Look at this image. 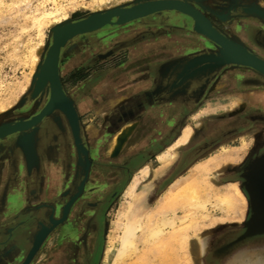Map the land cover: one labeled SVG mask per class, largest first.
<instances>
[{"label": "rangeland", "instance_id": "1", "mask_svg": "<svg viewBox=\"0 0 264 264\" xmlns=\"http://www.w3.org/2000/svg\"><path fill=\"white\" fill-rule=\"evenodd\" d=\"M138 1L142 0H0V128L28 120L32 116L28 119H24V116L33 113L34 116L40 112L38 98L44 93L49 94V85L45 83L36 88L34 80L39 65L46 57L54 28L72 22L74 16L86 17L118 6H131ZM182 1L197 10L217 31L219 29L211 19L223 23L224 25H220L222 28L226 25L228 27V18L232 16L251 17L257 25L264 26V0ZM170 13L184 15L187 18L184 26L208 39L190 28L193 24L190 16L168 11L155 13L123 25L83 33L68 42L90 36L93 55L105 50H108L106 54L110 55L112 54L110 49L121 42L124 41L126 45L137 40L138 37L133 38L130 32L138 21L149 20L158 15L168 16ZM63 16L68 21L62 19ZM228 39L257 55L242 43ZM128 50L121 49L112 55L114 60L110 58L108 67L114 68L117 59L123 58L124 51L128 52ZM218 51L219 46L216 53ZM220 70L222 74L228 71L244 73V69L224 65L210 74ZM216 101L217 105L231 110L240 106L241 98L224 94L216 98ZM206 102L213 103L212 99H207ZM223 114L222 112L212 116L219 117ZM193 124H197L196 115L191 116L184 125L185 130H189L187 140L193 133L194 127L193 129L191 127ZM128 126L123 128L125 131L122 133L120 147L128 134ZM30 128L9 134L0 140L20 135ZM133 131L131 130L123 147L115 156L108 155L106 149L108 161L101 162L103 167L100 161L93 166L90 181L88 174L91 160H89L88 148L82 141L87 149L89 161L88 163L85 161V155H82L79 161L72 137L73 158L68 163L65 176L61 172L64 163H51L46 166L49 173H44V177L39 179V186L44 194L42 193L37 201L31 202L28 208L24 207L21 211H12L8 208V204L6 207L0 206V264H206L204 258L207 253H202L204 244L213 236L212 232L208 234L209 228L228 220L240 221L243 216L245 198L237 184L228 182L223 186L216 185L213 169L217 164L238 160L246 147L244 139L240 147L230 148L228 145H222L216 151L217 158H209L200 164L194 163L187 170L173 175L170 165L177 146L169 147L161 154L162 158L159 155L158 160L161 163L158 168L155 162L149 161L146 164L147 167L132 189L127 190L129 183L123 190L121 185L119 190L122 192L119 196L115 195L112 201L105 198L104 202L96 203L102 193H111L122 179L125 182L134 167L141 163H126L124 176L116 168L119 162L114 159H117L120 152H124ZM84 132L88 139L92 135L96 138L91 128L85 129ZM23 146L27 153L33 154L31 139H26ZM90 147L93 149L96 144ZM166 166L168 169L165 172ZM18 174L14 182L25 188L26 183L23 181L25 179H21ZM131 176L132 179L133 175ZM31 180L35 185L36 179ZM14 187L12 186L10 190ZM189 188L196 190L198 201L203 203L201 206L197 207L194 200L184 196L186 190L183 189ZM224 200H230L231 205L221 204ZM8 201L13 209L18 208L22 201L21 194L9 193ZM37 202L38 204L31 206ZM66 205L68 209L65 212ZM128 216L140 218L141 225L134 237L133 247L118 257L116 249ZM19 221L21 223L17 224ZM68 221L72 227H76L75 234L66 230ZM99 221L102 223L100 224ZM161 222L166 223L161 234L156 236L157 238L154 236L152 238L150 231L160 226ZM38 238L39 243L35 251L30 258H27ZM18 249L20 251L15 253ZM238 260H242L241 264H244V261L253 264L248 262L243 254ZM261 263L264 264L262 258H257L254 262V264Z\"/></svg>", "mask_w": 264, "mask_h": 264}, {"label": "flooded vegetation", "instance_id": "2", "mask_svg": "<svg viewBox=\"0 0 264 264\" xmlns=\"http://www.w3.org/2000/svg\"><path fill=\"white\" fill-rule=\"evenodd\" d=\"M83 16L84 15L74 16L72 20L81 19ZM214 18L215 16L213 19ZM228 19L229 25L228 27H226V25L225 28L220 26L223 23H220L218 20L216 21V19H214L215 21H213L211 19V21L226 38L228 37L236 42L242 43L255 52L257 54L256 56L264 59V26L257 25L251 20V17L232 16ZM146 20L138 21L131 29L132 31L130 33L133 34V38L138 37L137 40L129 42L126 45L124 41L121 42L119 45L113 47L118 48L110 49L112 53L110 55L106 54L108 50L97 52L93 55L92 39L90 36L80 37L79 39L68 42L64 48L61 49L58 60V82L61 91L68 98L77 114V121L84 144L89 151L91 160V168L88 174L89 181L92 176L91 172L93 171V166H96L95 164L99 161L100 164L103 161H108L109 156L107 154H105L106 156H102V149L103 152L106 153L107 146H110L112 138L116 137L123 128L129 125L127 127L129 129L127 131L128 134L121 147L115 152L111 151L112 148L109 150V155L115 156L123 147L131 130L133 131L138 124L134 114L140 111L142 103L145 102L146 105L149 104L148 87L141 89V93L145 96L142 97L141 100L134 98L131 94L121 99H113L115 95H123L124 92L129 94L132 92L131 83L123 86L122 79L126 74L124 75L121 73V75H118L116 73L119 67L126 62L132 63L139 60L141 61V74H145L143 78H146V74L152 75L155 72V68H148L151 67L149 65L150 62H146L145 60L150 55V51L154 52L153 54L162 55L154 59L156 63H159V71H157V74L168 72L170 67L169 65L167 67V64L172 63L180 57H182L184 61L200 54H213L217 52L218 46L213 41L205 39L184 26L187 20L184 15L170 13L168 16L158 15ZM174 23H177V25ZM140 36H142V38H139ZM145 42L162 44H160V46L158 45L156 49H149L144 46L147 45L144 44ZM138 43L140 44V48L134 51L132 48ZM125 48L126 50L129 49L128 52L124 51L123 58H118V62L115 63L114 68L110 69L108 67L109 60L110 58L114 60L112 55ZM130 48L132 50H130ZM133 52H136V54L133 55ZM133 56L135 58H133ZM177 67L178 66L174 69L175 72ZM234 67L244 69L245 71L243 70L244 73H242V71L237 73H230V71H228L222 74L220 70L217 73L210 74L202 78L197 84L195 82L194 86L188 89V97L183 95L181 103L179 102V97H174L168 102L173 108H181L189 112L183 120L184 125L188 123L191 116L197 114L198 109L202 108V106L207 103L206 100L211 98L209 94H211L213 90L221 89L223 90V94L237 96L238 93L247 89H264V76L249 67ZM109 78H113L111 85L108 83ZM118 79L121 81H118ZM153 84L155 86L157 83ZM110 86L111 88H109ZM93 95H95V98H92ZM50 96V89L48 95L44 93L39 96V107H41V110L49 101ZM60 102L62 103V101ZM247 104V102L241 99L240 106L231 109L234 113H226V115L219 116L215 120L206 115V118H210L206 119V124L208 126L206 134L201 137L199 144L192 142L184 149V153L180 159H177L171 167L172 175L176 172L187 170L204 152L218 150L222 145H225L226 142V144H232V147L238 148L242 145V139L247 137V143L249 141L250 143L246 145V141L244 140L246 147L239 159L237 161L226 162L217 173L222 182H236L245 192L244 179L249 175L250 169L256 170L261 167L264 168V165L258 166V162L264 160V113L254 108L247 109ZM55 106L36 126L31 127L20 135L0 140V158L3 159L0 165V175L2 177L6 173H9V176L3 177V179L0 180L1 207H6L9 203L8 195L10 193V178L12 173H19V176H24L22 177L23 179H30L31 181V179L40 176V174L49 173L46 169L48 165L59 162L62 164L64 163L61 172L63 176L66 175L68 163L73 158V142L68 117L59 106ZM98 110L99 113H103V115L97 114ZM33 114L27 115L28 117L24 116V119L30 118ZM131 122L133 124L130 125ZM97 124L99 125V130L94 132L96 138L94 141H91V138H94L93 135L88 139L84 130L91 128L90 126L92 125L97 126ZM196 125L193 124L192 126L196 128ZM184 129L183 126L182 135ZM181 134L176 141L182 137ZM193 134H195V131ZM28 138L31 139V143L34 147L33 154L27 153L23 146L24 141ZM229 138H231V140L228 141ZM129 139L131 140V137ZM130 140L127 142L124 152H120L117 155V159H114L119 162L116 168L120 170L122 176L126 174V163L141 162L134 167L131 174L134 175L143 165H146L150 161V156L146 153L135 156L127 155L126 159L123 158L124 156L122 154L126 153L131 148V143L128 145ZM175 142L169 147H176L182 144L179 143L175 145ZM238 143H240V145H237ZM93 144H96V147L92 149L90 146ZM164 151L165 149L161 150L158 155H161V153L163 154ZM19 159L25 160L27 164H25L24 167L21 166L18 162ZM8 161H10V163ZM103 166L104 165L101 164V167ZM131 175L125 182H123L124 179L118 182L111 193H102L96 203L104 202L105 198L112 201L115 195L119 196L125 185L129 183L132 177ZM121 185L122 190H119ZM42 193L44 194V191H41L39 186V197ZM252 196L255 197V194H252ZM36 204H38V202L31 206ZM29 205L30 204L25 207L28 208ZM249 216L250 212L240 221H231L229 223L237 225L234 226L233 229L242 232L245 230V224L248 222ZM99 222L100 224L102 223V221ZM20 223L21 221L17 222V224ZM66 226V230L73 234L77 231L76 227H72L69 221L66 223ZM215 228L216 231L212 233L213 236L210 239L211 244L215 247L210 253H215V255L206 254L204 258L206 264H220V258L223 257L222 253H228L230 249L236 247L235 244L229 246L230 240L228 236H224V233H226L228 229L223 227L220 228L218 225L215 226ZM251 230L253 229L249 228L248 232ZM261 236L264 237V234ZM245 243H249L246 238L238 245H244ZM18 251H20V249L16 250L15 253H18Z\"/></svg>", "mask_w": 264, "mask_h": 264}, {"label": "crops", "instance_id": "3", "mask_svg": "<svg viewBox=\"0 0 264 264\" xmlns=\"http://www.w3.org/2000/svg\"><path fill=\"white\" fill-rule=\"evenodd\" d=\"M145 47L152 49L157 48V46L162 43H147L145 42ZM140 48V44H135L132 49ZM161 48V47H160ZM150 51V50H149ZM150 55L148 58H146V62H150V68H155V72L152 75L146 74V78H143V75L141 74V61L137 60L132 63L126 62L122 66L119 67L118 71L116 72L118 75H121L123 73L125 77H123V86L126 84L131 83L132 84V92L127 94L126 92L123 93V95H115L113 99H121L126 96H130V94L134 98H138L141 100L142 97H145L141 93L142 88L148 87V97H149V104L142 103V108L140 111L136 114H134V117L137 119L136 122L138 124L135 126L134 131L131 135V140L128 145L131 143V148L122 155L123 158L126 159V156H135L139 155L141 153H146L150 156V161L155 162L157 164L156 168L159 167L160 161L158 160V153L161 150L168 149L170 145H172L180 136L182 133V129L184 126V118L189 114L188 111H185L181 108H173L172 105L168 104V102L173 99L174 97H179V102H182L183 95L188 97V89L192 88L194 86V83L200 82L202 78L207 77L209 75L201 74L202 66H198L196 62V58L201 57L205 54H200L195 57H190L183 61V58L180 57L177 60L173 61L172 63H168L167 67L169 65L170 69L166 73L157 74V71H159L158 64L154 61L155 58L161 57L160 54H153L154 52H149ZM136 52H133V55H135ZM133 58H135L133 56ZM195 60V61H194ZM191 61H194V65L192 68L194 71L192 73L187 74H181L179 71H182V68L184 67L186 63H190ZM153 65H152V64ZM180 64V65H179ZM177 67L176 72L174 69ZM230 66H242V65H230ZM204 67V66H203ZM247 67V66H244ZM161 70V68H160ZM116 74V75H117ZM122 74V75H123ZM189 75L190 77H188ZM193 75V76H192ZM113 78H109L108 83L111 85ZM118 81H121L118 79ZM153 83H157L155 86ZM154 86V87H153ZM111 88V86L109 87ZM151 88V89H150ZM154 88V89H153ZM223 94V90H213L211 94H209L210 99H212L213 103L207 102L202 106V108L197 110L196 118H197V125L196 128L194 126H191L192 129L194 127L195 134H191L189 139L180 144L175 148V157L172 159V165L173 163L184 153V149L191 144L192 142H196L199 144L201 141V137H203L207 130L208 126L206 124V119L212 118L215 120L217 117L212 116L217 113H224L223 115L232 114L234 113L233 110L230 111V109H226L225 107H222L221 105H217L216 98L220 97ZM238 97H240L243 101L247 102L246 105L247 109L254 108L262 113H264V89H247L237 94ZM92 98H95V95L92 96ZM112 100V101H115ZM144 104V105H143ZM181 105V104H180ZM224 108V109H223ZM236 112V111H235ZM76 113V112H75ZM97 114L99 113V110L97 111ZM206 115L210 118H206ZM77 116V114H76ZM212 120V121H213ZM40 123V122H39ZM38 123V124H39ZM92 130L97 131L99 130V125L97 126L92 125L90 126ZM193 131V132H194ZM80 137L83 140L81 130L79 127ZM70 133L73 137L71 126H70ZM246 141V145H249L250 141L247 143L248 138H243ZM95 138H91V141H94ZM231 140V138L228 139V141ZM241 140V138H240ZM227 143V142H226ZM230 148L232 147V144H226ZM237 145H240L238 143ZM217 150H214L212 152H204L200 158L196 160V164H200L202 162H205L209 160V158L218 156ZM99 153V152H98ZM102 156H106L105 152H103L102 149ZM107 153L109 155V146H107ZM164 153V152H163ZM97 154V152H96ZM162 154V153H161ZM98 155V154H97ZM121 155V156H122ZM96 156V155H95ZM122 158V159H123ZM1 159V158H0ZM121 159V160H122ZM20 160V161H19ZM18 162L21 164V166L24 167L26 163L25 160L19 159ZM90 160V159H89ZM3 159L0 161V165ZM237 161V160H236ZM10 163V161H8ZM258 166L264 165V160H260L258 162ZM170 165V167H172ZM225 163L217 164L213 171H214V181L216 182V185L223 186L225 183L220 180V176L217 175V173L221 170V167H223ZM168 167L166 166L164 168L165 172L167 171ZM5 170V169H4ZM1 174V173H0ZM51 175V174H50ZM9 176V173L5 174L1 177L0 180L3 179V177ZM16 173L11 174L10 178V186H15L12 190H9L10 193L19 192L21 194V204L18 208H14L8 205V208H10L12 211H21L24 209L25 206L28 204H31V202H35L38 200L39 197V179L44 177V174H40V176L34 177L36 179V184L33 185L34 181H29L28 179L24 178L23 180L26 183L25 188L22 185H17L16 182H14V179L16 177ZM18 177V176H17ZM21 179H23L22 175L19 176ZM26 177V175H25ZM30 182V183H29ZM14 183V184H13ZM236 183V182H235ZM237 184V183H236ZM244 185H245V192L242 190L241 186L237 184V187L240 189L242 194L245 198V208L243 212V217L247 215L248 212H250L249 220L245 224V230L242 232L236 231V229H233L235 225L234 223H229L231 220H228L227 222H224L223 224H219L218 226L221 228L228 229L226 233H224V236H228V239L230 240V245L232 246L235 244L236 247L233 249H230L228 253H222L223 257L220 258V264H241L242 260H238V257L243 254L244 257L247 259L248 262L253 263L256 262L257 258L264 259V237L261 235L264 234V168L259 169H250L249 175L245 177L244 179ZM10 187V188H11ZM33 188V189H32ZM33 192H31V191ZM252 194H255V197L252 196ZM27 208V207H26ZM255 228H254V227ZM262 226V227H259ZM259 227V228H257ZM215 227L209 228V233H215ZM251 228L250 232H248V229ZM249 243H245L244 245H238L240 242H242L244 239ZM250 238V239H249ZM209 242H206L204 244V251L202 254H211L215 255V253H210L215 247L211 244L210 240ZM214 242V241H213ZM239 255V256H238ZM256 258V259H254ZM244 264L246 261H244ZM263 264V263H261Z\"/></svg>", "mask_w": 264, "mask_h": 264}, {"label": "water", "instance_id": "4", "mask_svg": "<svg viewBox=\"0 0 264 264\" xmlns=\"http://www.w3.org/2000/svg\"><path fill=\"white\" fill-rule=\"evenodd\" d=\"M137 11H140V12L135 13ZM168 11L180 12V13L190 16L193 19V24L190 25V28L193 31H196L204 35L205 37H207L208 39H210L211 41H213L219 46L218 53H214V55H216L217 57V61L216 62L207 61L204 64L202 71L200 72L201 74L209 75L212 71H215L224 65H242V66L250 67L264 76V70H262L261 68H257L252 62L254 58H258L256 55L248 52L241 46L227 39L223 34H221L219 31H217L215 28L209 25L202 18V16L197 10L189 6L184 1L182 0H142V1H138L132 4L131 6L114 7V8L105 10V11L92 13L76 21H72V24L69 25L72 28L71 30H69L68 34L65 36L63 40H61L60 34L62 33L64 29H66L63 27L64 24L54 28L53 33H52V40L49 45L46 58L44 59V62H42L39 65L38 71L36 73V79L34 80L36 88L40 87L41 85L45 83H48V79H47L48 76H45L44 77L45 80H42L41 72L45 71L47 61L51 57L52 52L54 51V58H56V61H55V67H56L57 62L59 60L61 49L73 37L78 36L83 33L93 32V31L99 30L104 27L123 25L133 20L141 19V18H144L146 16H149L155 13L168 12ZM259 60L261 59L259 58ZM187 76L190 77L189 75ZM50 80H51V83L53 84L52 78H50ZM56 83L58 84L57 79H56ZM61 96L63 97V99H60V97H56V96L54 98L53 91H52L50 100L47 105H49V103L52 101V105L57 103L55 107L59 106L61 109L64 110L66 116L68 117L69 124L71 126L74 143L77 149L78 160L80 161L82 159L81 156L85 155V161L88 163L89 160L87 157V149L82 143V139L80 137L79 125H78L76 113L72 107V104L70 103L68 98L63 94V92H61ZM59 101H62V103L59 104L60 103ZM46 107H44V109H42L38 115L32 116L28 120H22L14 124H8V125H4L3 127H1L0 128V138H4L5 136L12 134L14 132L22 131L24 129L37 125L39 123V121L37 122V120L47 113V112H44L46 110ZM67 209H68V205H66V207L64 208V211L66 212ZM54 222H56V220ZM38 243H39V238L36 239L33 248L31 249L30 253H28L27 258H30V256L33 254Z\"/></svg>", "mask_w": 264, "mask_h": 264}, {"label": "bare ground", "instance_id": "5", "mask_svg": "<svg viewBox=\"0 0 264 264\" xmlns=\"http://www.w3.org/2000/svg\"><path fill=\"white\" fill-rule=\"evenodd\" d=\"M140 11H137L135 13H138ZM49 13V12H48ZM51 15V14H50ZM47 18V17H46ZM66 17H62V19H65ZM66 20V19H65ZM68 21V20H66ZM59 22V20H58ZM72 22L70 23H67L66 25H64L63 27L66 28L62 31V33L60 34V37H61V40H63L65 38V36L68 34L69 30H71L72 27H70L69 25H71ZM40 26V25H39ZM69 26V27H68ZM78 26V25H77ZM205 54V53H204ZM47 55V54H46ZM258 57V56H257ZM46 58V57H45ZM260 57L258 58H254L252 60V62L254 63V65L257 67V68H261L262 70H264V59L260 58L261 60H259ZM55 61H56V58H54V51L52 52L51 54V57L48 59L47 61V64H46V67H45V71H42L41 72V78L42 80H45V76H48V85H49V89L52 93L53 91V97L55 98L56 97H60V99H63V97L61 96V89L60 86H59V82L58 84L56 83V79L58 80V62H57V66L55 67ZM195 61V60H194ZM194 61H191V64L190 63H186L185 65H183L184 67L182 68V71L180 70L179 73L181 74H187V73H192L194 71V69L192 68V66L194 65ZM216 62L217 61V57L216 55L213 54H205L201 57H198L196 58V62L198 64V66H204V64L206 62ZM204 62V63H203ZM57 76V78H56ZM50 78H52V82L53 84L51 83V80ZM58 85V86H57ZM50 100V99H49ZM49 102V101H48ZM47 102V104H48ZM60 102V101H59ZM66 103V102H65ZM46 104V105H47ZM61 104V102H60ZM46 105L44 107H46ZM52 101L49 103V105H47L46 107V110L44 112H47L46 114H44L40 119L37 120L38 121H41V119L47 115L53 108L54 106L56 105L53 104L52 107ZM61 106V105H60ZM62 107V106H61ZM44 109V108H43ZM40 113V112H39ZM38 113V114H39ZM36 114V115H38ZM34 115V116H36ZM38 118V117H37ZM36 122V121H35ZM123 131H125V129H122V131H120L118 133V135L114 138H112V141L110 143V146H109V150L112 148V152H115L116 150H118V148H120V140H122V133ZM188 134H189V130L188 129H184L183 130V136L175 142V145H178L179 143H184L186 140H187V137H188ZM182 135V134H181ZM111 153V152H110ZM163 155L160 156V158H162ZM147 165H144L143 167H141L134 175H133V178L130 180L128 186H127V190L128 189H132L136 182H137V179L141 176L144 168H146ZM182 190V189H181ZM186 190V191H184ZM183 191L185 192L184 196L185 197H190L191 200H194L196 202V206L198 207L201 206L203 203L199 202L198 201V198H197V195H196V190L193 189V188H189V189H183ZM181 194V193H180ZM176 198V197H174ZM184 198V197H183ZM171 199V198H170ZM181 199V198H180ZM187 199V198H186ZM169 200V199H168ZM189 202V201H188ZM221 202V201H220ZM167 203V202H166ZM221 204H224V205H227V206H230L231 205V202L230 200H224L221 202ZM194 205V204H193ZM136 208V207H135ZM140 217V215H139ZM165 222H161L160 223V226H157L155 227V229L153 228L152 231H150V236H153L156 237L158 236L159 234H161L162 232V228L163 226H165ZM140 218L136 217V218H131V216H128L127 217V221L123 227V231H122V235L120 237V242L117 246V249H116V256H122L124 253H126L128 251V249H131L133 247V244H134V237L136 235V232L137 230L140 228ZM157 238V237H156ZM114 260V259H113Z\"/></svg>", "mask_w": 264, "mask_h": 264}]
</instances>
